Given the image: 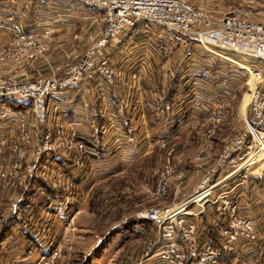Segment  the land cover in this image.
I'll list each match as a JSON object with an SVG mask.
<instances>
[{"label":"built area","instance_id":"obj_1","mask_svg":"<svg viewBox=\"0 0 264 264\" xmlns=\"http://www.w3.org/2000/svg\"><path fill=\"white\" fill-rule=\"evenodd\" d=\"M44 1L0 0V61L17 60L25 55L27 49L39 47L42 39L50 34L52 27L41 16L35 15L38 19L34 26L29 27L25 23L27 18L24 14L40 12ZM60 1L51 0L49 5L58 6ZM66 1L98 10L100 28L95 41L78 60L66 62L57 78L0 86V102L5 99L30 104L34 120L40 123L44 121L48 95L76 89L85 80L93 78L100 79L106 86L114 85L120 79L104 49L112 40L119 41L136 26H143L147 34L159 31L153 49L164 60L176 50L188 62L194 51L200 49L203 56L216 59L241 81L243 91L238 108L241 126L234 135L223 138L219 149L190 189L180 190L169 203L151 205L134 214L136 219L148 221L152 230L141 260L147 261L146 264H219L220 252H234L238 240L246 243L255 241L258 236L256 227L251 218L239 212L236 192L238 186L246 185L258 159L264 158V24L253 20L249 11L243 8L247 2L255 0H230L226 6L216 5L215 15L188 0ZM60 15H55L56 20ZM219 71L215 68L211 73L217 78ZM175 72L179 73V70L171 71L169 75L173 76ZM214 82L217 84L210 89L214 96L209 100L211 104L200 118L201 122L191 128L193 134L203 133L204 137L199 138V142L204 147L210 143L209 134H213L215 126L226 116V85L217 80ZM179 89L173 106L176 110L181 106ZM153 98L157 110L161 111L159 103L163 99V88L154 90ZM10 112L5 108L0 111V116L6 117ZM107 114L103 126L105 129H117L114 126L116 116ZM14 115L22 133L24 114L17 110ZM205 123L206 129L202 132ZM55 130V135L51 129L37 131L42 145L36 150L35 158L43 151L67 149L71 164L81 166L82 153L89 151L84 138L71 124L67 134L69 142L63 136V129L57 127ZM71 141L74 142V150L70 149ZM192 160H200L199 153ZM186 173V167L180 162L167 158L158 160L154 194L161 197L172 188L176 189ZM52 179L55 186L63 181L59 174ZM206 208L212 209L215 218L218 247H213L206 236L201 235V218ZM56 256L57 250L52 248L41 254L36 264H53ZM262 256L264 258V248Z\"/></svg>","mask_w":264,"mask_h":264},{"label":"rangeland","instance_id":"obj_2","mask_svg":"<svg viewBox=\"0 0 264 264\" xmlns=\"http://www.w3.org/2000/svg\"><path fill=\"white\" fill-rule=\"evenodd\" d=\"M214 2L218 6H226L230 0H214ZM247 4L243 8L249 11L250 17L264 24V5L258 0L247 2ZM199 7L205 10L210 9L204 5ZM209 11L215 15L214 8ZM89 25V23L87 25L77 24L53 36H46L40 42L39 47L27 49L25 55L17 60L0 61V86L28 84L49 77L57 78L66 62L78 60L83 51L95 41ZM125 36L118 38L119 41ZM148 37L142 38L145 40L142 44L153 48V42L157 39ZM114 43L115 41L112 45H116ZM43 48L48 50L49 60L45 59ZM25 59L31 67L26 73L16 74L14 66ZM161 61L165 60L161 59ZM170 77L169 71L164 72L162 78L156 81L155 90L163 88ZM215 84V82L210 84V88ZM182 90L183 88L179 89V96L184 99L187 93ZM242 90L243 87H240L238 92ZM239 99L237 96V101L225 104V119L215 126L213 134H209L211 142L208 146L200 145L199 138L204 137L203 133L193 134L189 129L201 122L197 119L188 127L190 131L186 130V133L174 131L171 136L167 131L153 133L155 134L152 136L154 139L149 140L151 145L146 153L140 156L137 154L136 147L133 150H124V141L121 139V137L124 139L128 136L132 142L134 138L136 139V135L116 136L115 143H120L118 148L110 147V144L105 151L98 150L96 156H101L103 159L94 165L87 163L88 157L82 153L83 164L81 166L71 164V155H68L67 149L64 151L54 148L51 152L43 151L35 158L36 150L42 145L38 132L51 129L54 134L57 127L62 128L61 124L55 121L50 125L47 120L46 105L44 121L40 123L34 120L31 105L23 106L24 129L22 133L15 123L12 131L4 139L0 138V240L13 234L19 238L26 235L23 231L30 223V225H36L31 234L41 236L46 242L47 248L44 252L52 248L57 250L53 264H64L61 261L64 258L68 261L67 264H86L85 259L94 256L101 264H138L140 261L141 264H146L147 261H142L141 256L152 230L149 228L145 231L144 225L140 224L143 231L133 236L132 231H128L126 227L133 221L134 214L138 210L155 204L169 203L177 197L180 190L190 189L218 150H213L218 143L215 137L217 128L221 125L224 128L235 125V129L238 130L241 126L237 118ZM17 110L19 109H15ZM159 112L163 115L164 111ZM3 121L6 122L7 119L0 120V122ZM155 121L154 127L157 123L164 127L170 118L166 115L164 119ZM124 122L127 126L128 122ZM118 125H122V122H119L117 118L114 126ZM205 129H202V132ZM97 131L93 139L90 138L91 142H85V144L93 147V141L95 143L107 142L105 141L107 137H114L113 135L104 136L99 133L101 131ZM63 132L65 134L63 136L68 141V133H65L64 129ZM148 139L151 137L149 136ZM74 147V142L71 141L70 149L74 150ZM196 153H199L200 160L193 161ZM165 158L184 164L187 173L183 180L179 181L176 189L172 188L166 195L157 197L154 194L155 168L158 160ZM57 174L62 177L63 181L55 186L52 178ZM36 180L42 182V187L36 185ZM44 186H50L55 191V196L43 191ZM43 201L48 203V207L40 209V203ZM24 205L26 206L25 214L22 215L21 207ZM60 208L66 211V220H60L51 214L53 210ZM201 219L205 221L204 218ZM7 225L9 234L3 235L2 238L1 232ZM25 237L23 238L26 239ZM261 257L264 259L262 253ZM93 263L96 264L95 261Z\"/></svg>","mask_w":264,"mask_h":264},{"label":"crops","instance_id":"obj_3","mask_svg":"<svg viewBox=\"0 0 264 264\" xmlns=\"http://www.w3.org/2000/svg\"><path fill=\"white\" fill-rule=\"evenodd\" d=\"M50 1L42 2L40 12L24 14L27 18L25 23L29 27L34 26L37 21L38 17H35V15L43 17L42 19L45 18L48 24L51 25L52 31L48 36H53L55 33L74 27L77 24L87 25L89 23L93 37L96 39L100 28L98 10L66 0H61L58 6H51L49 5ZM188 1L196 6H208L209 10H212L217 5L214 0ZM258 1L264 5V0ZM57 13L61 14L58 20L55 18ZM92 16L96 20H93ZM39 23L41 25L45 24L44 22ZM146 36H149V39L153 38L156 40L159 36V31L147 34L143 26H136L126 34L123 40L116 41L114 43L116 45H112V42H114L112 40L111 44L104 49L120 79L114 85L106 86L100 79L93 78L85 80L76 89L64 90L48 95L46 98V114L50 125H52L53 121L60 123L61 128L64 129L65 133H68V126L71 124L77 129L80 136L84 138V141L88 143L91 142L90 138L93 139V135L98 132L97 130L101 131L102 129L103 133H99L104 136H114L112 138L107 137L105 140L107 142L98 141L95 143L93 141V147L86 144L89 151L84 153V155L88 157L86 162L88 161L87 163H90V165H94L103 159L101 156H96L98 155V150L103 152L109 148L110 144V147L115 146V148H118L117 146L120 143H115L117 140L116 136H121V134L124 136L127 134L136 135V139L134 138L132 142L128 136L124 139L121 137V139L124 141V150H133L136 147L137 154L140 156L146 153L147 148L151 145L149 140L154 139L152 136L155 134L153 133L167 131L169 136H171L174 131L186 133L187 130L189 132L188 127L197 119L202 118L209 104H211L209 100L213 99L214 96L210 92V84L214 83V80L225 83L226 87L224 88L228 94L227 104L234 100L237 101V96L241 97L243 90L238 92L239 88L243 87L241 81L229 73L216 59L203 56V52L197 49L188 62L176 50L172 52L168 59L161 61L162 58L150 45L144 46L142 44L145 42L142 38ZM118 43L120 44L118 45ZM43 50V54L46 56L45 59L49 60L48 50L45 48ZM29 67L31 66L28 65V60L25 59L16 64L13 69L16 74H22L26 73V71L28 72ZM215 68L220 70L217 78L211 73ZM174 70H180L181 79L178 87L183 88L182 91L187 94L184 95V99H181L182 105L179 109L173 108L170 111L163 112V115H161L153 98V92L156 88L155 83L162 78L164 72ZM9 103L10 101L8 100L1 101L0 111L5 108L10 111L13 110L14 108ZM237 107L239 108V103ZM14 111L8 113L4 118L0 116V120L7 119L6 122H0V138L3 137L4 139L15 127ZM107 113L117 116L122 125H118L117 129H105L103 125L108 115ZM165 114L170 118V121L166 122L164 127L160 126L159 123L154 127L156 124L155 120L164 119ZM84 118L83 123H79ZM124 121L128 122L127 126ZM221 126L217 128L215 133L218 143L213 148L214 151L219 149L223 138L232 136L237 131L235 125L227 126L226 128ZM149 136L151 139H148ZM236 192L238 195V210L243 216L252 219L258 236L253 242L246 243L238 240L233 252L236 254V258L229 264H264V259L261 257V251L264 248V165L259 169L256 167L246 185L238 186ZM40 205V209L48 207L46 201L41 202ZM53 211L51 213L53 216L58 217L60 220L67 219L65 210L60 208ZM202 217L205 219V221H202L201 229V235L204 237L206 226L209 225L215 230V218L210 208L205 209ZM34 226L36 225H30L29 223L26 230L23 231L26 235L22 236H26V239L22 236L19 238L13 234L0 240V264H36L38 257L45 253L44 250L47 247L45 240L41 236L31 234ZM126 228L128 231H132L133 236L143 230L138 223ZM61 261L64 264L68 263L65 258ZM85 261L86 264H94L93 261L96 264H101L97 262L98 258L96 256L86 258ZM219 264L226 263L219 262Z\"/></svg>","mask_w":264,"mask_h":264},{"label":"trees","instance_id":"obj_4","mask_svg":"<svg viewBox=\"0 0 264 264\" xmlns=\"http://www.w3.org/2000/svg\"><path fill=\"white\" fill-rule=\"evenodd\" d=\"M180 79L181 76L178 72H175L173 74V76H171L167 81L166 84L163 87V99L161 100V102L159 103V107L162 111H170L173 106L175 105V98H176V94H177V90H178V85L180 83ZM157 90H159V88H157ZM2 101H6L5 99H3ZM9 105H11V107H13L15 109H19V110H23V106L25 107L26 105H23L21 103L18 102H13L10 101ZM36 185L38 187H42V182L40 180H36ZM43 191H45L46 193H48V195H52L55 196V191L52 190V188L50 186H44L42 188ZM25 204V202H23ZM25 205L23 207H21V211H22V215L25 214ZM134 223H138V224H142L144 225V229L145 231L149 229V223L146 220L143 219H136L133 218V221L128 225H132ZM8 232V233H7ZM1 237L3 235H8L9 234V226H5L4 230L1 232ZM204 234L208 240V242L213 246V247H218L217 245V237H218V233L216 230L212 229L211 226H206L204 229ZM4 237V236H3ZM2 237V238H3ZM236 258V254H234L233 252H220L219 256H218V261L222 262V263H230L233 259Z\"/></svg>","mask_w":264,"mask_h":264},{"label":"bare ground","instance_id":"obj_5","mask_svg":"<svg viewBox=\"0 0 264 264\" xmlns=\"http://www.w3.org/2000/svg\"><path fill=\"white\" fill-rule=\"evenodd\" d=\"M263 165H264V158L262 157V159H258L257 169L261 168Z\"/></svg>","mask_w":264,"mask_h":264}]
</instances>
